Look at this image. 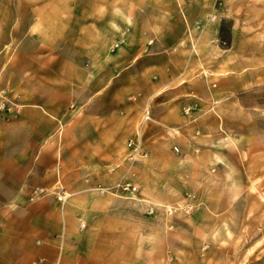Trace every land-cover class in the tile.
<instances>
[{
  "label": "rangeland",
  "instance_id": "obj_1",
  "mask_svg": "<svg viewBox=\"0 0 264 264\" xmlns=\"http://www.w3.org/2000/svg\"><path fill=\"white\" fill-rule=\"evenodd\" d=\"M0 6L27 16L19 36H63L66 62L80 65L82 79L90 66L101 75L98 83L113 70L119 116L140 110V93L130 99L120 88L132 78L138 89L149 82L138 64L125 75L121 59L141 39L172 54L174 61L161 65L172 64L178 74L168 70L171 82L191 88L176 94L170 113L176 138L164 139L153 157L124 142L114 178L94 188L143 203L145 230L136 228L138 206L128 208L136 214L123 232L129 252L114 251L113 264H264V0H0ZM2 89L18 108L1 110L0 118L19 115L23 103ZM162 109L155 112L165 116ZM150 113L145 108L143 120ZM32 189V196L54 194Z\"/></svg>",
  "mask_w": 264,
  "mask_h": 264
},
{
  "label": "crops",
  "instance_id": "obj_2",
  "mask_svg": "<svg viewBox=\"0 0 264 264\" xmlns=\"http://www.w3.org/2000/svg\"><path fill=\"white\" fill-rule=\"evenodd\" d=\"M1 9L0 88L17 94L23 106L19 115L0 118V264H113L114 251L129 252L123 232L136 214L137 230H145L144 213L139 212L143 203L94 188L114 178L124 142L131 139L137 155L153 157L164 139L176 138L172 130L178 121L170 113L177 108L176 94L191 88L171 82L178 74L172 64L167 63L169 69L161 65L162 60L174 61L172 54L155 51L156 42L147 46L141 39L121 59L125 75L138 64L149 82L138 89L132 78L130 88H120L118 93H128L130 99L140 93V110L136 117L126 112L119 116L113 70L98 83L101 75L90 66L83 69L82 79L80 65L66 62L65 38L59 32L56 37L19 36L18 23L27 16L16 7L9 13ZM147 47L153 52H146ZM69 53L76 55L75 50ZM161 107L165 116L155 112ZM145 108H150L149 120H143ZM35 186L54 194L32 196ZM135 205L138 212L129 213ZM139 246L144 252V239Z\"/></svg>",
  "mask_w": 264,
  "mask_h": 264
},
{
  "label": "built area",
  "instance_id": "obj_3",
  "mask_svg": "<svg viewBox=\"0 0 264 264\" xmlns=\"http://www.w3.org/2000/svg\"><path fill=\"white\" fill-rule=\"evenodd\" d=\"M12 99L6 94V90L2 89L0 90V112L3 109H17L18 108V103L11 101ZM13 104L10 108H8L7 104ZM1 114V113H0ZM1 116V115H0ZM61 196H58V199H60Z\"/></svg>",
  "mask_w": 264,
  "mask_h": 264
}]
</instances>
